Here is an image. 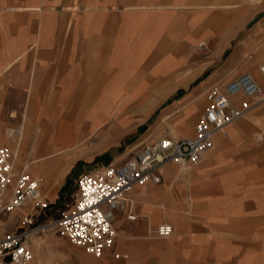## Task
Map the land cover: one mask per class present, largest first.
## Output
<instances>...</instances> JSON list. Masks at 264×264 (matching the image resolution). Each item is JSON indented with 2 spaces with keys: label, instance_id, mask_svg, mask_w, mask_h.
Instances as JSON below:
<instances>
[{
  "label": "crops",
  "instance_id": "obj_1",
  "mask_svg": "<svg viewBox=\"0 0 264 264\" xmlns=\"http://www.w3.org/2000/svg\"><path fill=\"white\" fill-rule=\"evenodd\" d=\"M230 1L74 0L71 4V0H0V147L14 142L7 130L20 127L23 117L14 123L18 116L12 112L22 105L24 112L20 115L27 116L24 142L39 144L36 149L30 148L29 159L48 152L41 155L44 161L34 166L35 173L30 170V175L41 178L40 198L50 200V210L64 197L68 178L80 160L91 162L103 157L104 167L118 166L143 145L146 141H133L128 132L154 119L169 97L184 93L164 109L166 114L157 116L156 122L167 125L169 134L172 126L177 138L194 136V122L204 108L195 103L201 94L193 100L186 90L205 70L199 74L196 66L183 70V64L189 61L188 48L200 49L208 44L206 40L216 39L220 52L261 13L257 11H262L256 6L247 14L245 8L231 12L225 8ZM217 15L219 23L214 22ZM261 31H255L250 45L261 39ZM211 83L207 80L202 89ZM40 95L50 96L45 108L39 106ZM72 95L79 96L78 118H52L50 137L46 143L40 142L36 112L68 111ZM183 103L186 105L182 107ZM262 107L264 103L244 118ZM7 110L10 121L6 119ZM133 111L141 113L137 123ZM172 117L173 125L169 124ZM251 122L240 119L229 126L227 136L216 134L214 148L190 172L189 168L177 171L174 164L165 167L164 185L171 177L172 182H185L187 195L182 194L180 211L160 202L166 185L163 189L153 184L135 187L131 195L136 201L137 221L145 217L152 227L169 221L170 214L175 213L174 232L169 238L177 233L178 239L193 242L195 248L197 234L193 236L192 228L199 222L239 224L243 235L238 236L236 246L228 244L224 253L236 264H264V151L255 147L253 137L248 135L246 127H257ZM105 126L109 128L103 130ZM91 137L96 139L92 146L74 153L78 140ZM254 137L258 142V135ZM125 139L130 142L125 151L118 149ZM23 214L20 210L15 216L24 220ZM126 220L125 214L116 218L121 238L153 237L152 231L150 236L129 234ZM134 249L130 246L132 253Z\"/></svg>",
  "mask_w": 264,
  "mask_h": 264
},
{
  "label": "rangeland",
  "instance_id": "obj_2",
  "mask_svg": "<svg viewBox=\"0 0 264 264\" xmlns=\"http://www.w3.org/2000/svg\"><path fill=\"white\" fill-rule=\"evenodd\" d=\"M74 0H71V4H73ZM233 1V0H231ZM230 1V2H231ZM217 7V6H216ZM261 13L253 17V19H250V21L247 23L245 29L241 32L240 36L237 38H233L234 40L231 41V43L227 47H223L222 50L219 52L217 47V41L216 39H212L211 41L206 40L208 43L207 45L200 47V49H193L194 47L188 48V60L185 64H183V70L187 67L196 66L198 74L205 70V73L202 77L198 78L196 82L192 84V87L190 89H187L186 93H191L193 96V100L197 99V97L201 94H204V92L208 91L213 85L216 84H226L230 80L236 78L237 76L252 71L256 74L257 77H260V72L257 71L260 64L264 62V54L261 55L260 51L261 48L264 47V0L261 5H259ZM215 10L219 8H214ZM253 7H246L245 10L247 11L246 14L252 10ZM238 10V8L231 10L235 11ZM257 11V12H259ZM263 14V15H262ZM232 17V16H230ZM72 23V21H71ZM216 26V23L215 25ZM261 29V38H263L262 43L256 48L254 44L247 46V43L249 42L250 38L254 35L255 31ZM258 36V35H257ZM216 38V37H215ZM203 41V40H202ZM260 49V50H259ZM245 55L247 56L245 58ZM247 59V60H246ZM243 60V61H242ZM231 61V62H230ZM235 62V63H234ZM232 63V64H231ZM238 63V64H237ZM256 63V64H255ZM241 65V66H240ZM188 72V71H187ZM231 72V73H230ZM224 74V75H223ZM182 75H185V72L182 73ZM212 80V83L202 89V86L207 82V80ZM208 89V90H207ZM184 93H179L177 95L169 97V99L166 101L165 105L160 109L159 112H156L157 114H154V119L147 121L146 125L142 127H138L137 131L131 132L129 131L130 128H127L128 132V138H132L133 141L139 139L140 141H146L144 144H149L153 142L154 140L164 136L167 134V125H160V122H156L157 116L159 114H166V111H164L165 108L170 106L172 103H175L176 100L181 98ZM50 96L47 95H40L39 98V106H45V104L48 102ZM78 97L72 95L70 96V109L68 111H55V110H44V111H37V119L39 123L40 128V142L46 143L48 140V137H50L51 129H53L50 126V123L52 122V118H60L63 115L65 117H69L70 119H77L79 115V110L77 108L81 107V105L78 103ZM93 97V96H92ZM168 98V96H167ZM203 101L205 102V107L208 106V99L207 95L203 97ZM264 103V102H263ZM185 106L186 104L183 103ZM19 111L16 110V112H12V114L18 116L15 117L16 120H14V123L20 122V120L24 116H21L22 112V105H19V107H16ZM45 108V107H44ZM262 109H258L254 113L250 114L247 118L242 119H250L252 122L255 123L257 127H246L248 130V135L253 137L254 146H259V148H262L261 151H264V111ZM180 109V106L177 108ZM176 109V110H177ZM175 110V112H176ZM203 113L198 116L196 121L194 122L193 128L195 132V127L200 118L203 116ZM262 111V112H261ZM173 112V113H175ZM25 114V113H24ZM134 114V122H139V116L140 112L133 111ZM68 115V116H67ZM175 117H172V119L169 120V124H172L173 119ZM6 119L10 121V112L6 111ZM138 119V120H137ZM141 121V120H140ZM23 123V121H22ZM21 123V125H22ZM20 125V126H21ZM173 125V124H172ZM172 127V126H171ZM19 127H12L7 130V135L9 137H12L14 140L13 143L8 142L1 145V147H9L13 150L12 147L16 145V136H15V130H17ZM27 128V127H26ZM109 126H105L103 130H107ZM133 130H136V125L133 127ZM177 130H179L177 128ZM49 131V132H48ZM229 129H227L228 133ZM154 134L153 138L148 140V137L150 135ZM258 135V142L255 139L254 135ZM195 135V134H194ZM223 136H227L223 135ZM95 140L93 137H91L89 140L88 138L86 141L84 139L78 140V144L76 149L74 150L77 154L80 150L87 148L89 146H92L95 143ZM127 139L123 140L121 144L119 145L118 149H124L127 146L128 143ZM257 142V143H256ZM261 142V143H259ZM25 143V142H24ZM34 144L27 141L25 145L22 148V154L20 156L21 162L20 165L15 166V174L21 173V170L24 171V164L29 159V150L31 147H33ZM141 146V145H140ZM139 146V147H140ZM124 147V148H123ZM138 147V148H139ZM129 152V151H128ZM28 153V154H27ZM73 153V154H74ZM45 154H48L47 151H44L40 153L39 155H35V157L43 156ZM133 154L130 153L128 155V158ZM16 159V156H15ZM64 159V157H63ZM102 158H96L94 161H85L80 160L78 165L76 166L75 172L71 175L68 182V187L66 189V193L64 197L60 199V201L57 202V204L50 210L51 205L44 211H40L39 209H35L36 203H30L28 205V208L23 209L22 211L25 212L27 210V214H23L24 220L18 218L17 216H13V214H6L0 216V220L2 222H5L6 224H0V237L3 235H6L8 233H11L15 230H22V229H30L32 226L30 225V221L34 223L33 226L37 225H44L50 222L51 220L55 219L59 213L68 210L69 206H72L74 203V195L77 192L76 183L75 180L78 179V177L84 173V172H94L96 170H99L100 168H103L106 164L103 162ZM186 165V166H185ZM175 169L179 171L183 166L186 168H189V172L194 166V164L184 163V164H174ZM21 168V169H18ZM31 171L28 170L27 173H30ZM173 177H171L170 180L167 181L166 185V191L164 194V197H162V201L167 204L168 208H173V210L180 211V205L181 204V198L182 194H184V197L187 195L184 191V183L183 181H174ZM75 183V184H74ZM164 182L160 185H156V187H159L163 189ZM188 193V192H187ZM165 200H164V199ZM43 200H46V202H50L48 198H43ZM170 205V206H169ZM173 205V206H172ZM33 206V207H32ZM179 207V208H178ZM137 209L139 210V206H137ZM188 212V208L186 209ZM42 214H40V213ZM140 212V210H139ZM175 214V213H174ZM173 214V215H174ZM173 215L170 214L172 218H170L169 221H161L155 226L149 227L147 220L145 217L140 218L139 221H128L126 220L125 226H128L130 228L129 234L131 235H151L150 231H152V236L148 239H133V240H125L121 238L118 234V238L115 242V245L113 248L106 251L105 255L102 258H96L92 255L87 254L84 250L72 245L67 239L62 238L59 236V234L55 230H47L46 232H42L40 234H37L35 238L38 239L40 246H33L31 244V247L33 249L34 253V260L31 264H236V261H231L229 259V255L225 254V249H228L227 245L231 244L236 246V243L239 241V235H243V232L240 231L239 224L236 223H225V224H212L208 222L204 223H198L197 228L194 226L193 236L195 237L197 234V247L192 246L193 242L185 241L183 239H178L179 236L176 233V237L174 238H166L161 239L156 237L155 230L156 228L163 223H172ZM124 216L123 213L118 214V218H122ZM25 220H28L25 222ZM141 224L146 225V227H141ZM31 226V227H30ZM190 227L189 223L187 225ZM144 228V229H143ZM138 230H141L140 232ZM191 230L188 229V232ZM143 231V232H142ZM159 242H165V244L160 245ZM157 243V244H152ZM134 245L135 249L132 253L130 251V246Z\"/></svg>",
  "mask_w": 264,
  "mask_h": 264
},
{
  "label": "built area",
  "instance_id": "obj_3",
  "mask_svg": "<svg viewBox=\"0 0 264 264\" xmlns=\"http://www.w3.org/2000/svg\"><path fill=\"white\" fill-rule=\"evenodd\" d=\"M259 72L263 79L245 72L226 84L213 85L193 137L175 138L167 133L141 145L121 165L80 175L71 210L59 213L47 224L33 226L30 221L32 228L0 237V264H30L34 258L30 237L49 229L87 254L102 258L118 238V214H125L132 222L138 220L136 201L131 195L136 186L162 184L165 167L170 164L199 163L214 148L216 134L226 135L231 124L264 102V62ZM41 185V180L27 172L15 174V153L9 147H0V216L31 202L36 203L35 209H47L49 203L40 198ZM173 231L172 224L163 223L155 235L166 239Z\"/></svg>",
  "mask_w": 264,
  "mask_h": 264
},
{
  "label": "bare ground",
  "instance_id": "obj_4",
  "mask_svg": "<svg viewBox=\"0 0 264 264\" xmlns=\"http://www.w3.org/2000/svg\"><path fill=\"white\" fill-rule=\"evenodd\" d=\"M262 2H263V0H233V1H231L229 4H227V6L225 7V8H229L230 10H232V9H236V8H241V9H243V8H246V7H256V6H259V5H261L262 4ZM110 9V8H109ZM247 12V11H246ZM260 12V11H259ZM214 22H216V23H219L220 22V17L217 15V16H215V19H214ZM257 37V36H256ZM258 37H259V34H258ZM262 41H263V38H261V39H257V42H256V45H255V47L257 48L261 43H262ZM254 43V42H253ZM263 44V43H262ZM247 46L249 47V43H247ZM254 46V45H253ZM260 47V46H259ZM260 50V49H259ZM260 53L261 54H264V47L263 48H261V51H260ZM247 56L245 55V58H246ZM247 60V59H246ZM243 61V60H242ZM231 62V61H230ZM235 63V62H234ZM232 64V63H231ZM238 64V63H237ZM241 66V65H240ZM257 71H259V68H258V70ZM231 73V72H230ZM249 73L250 74H252L253 76H255V77H257L256 76V74L254 73V72H252V71H249ZM224 75V74H223ZM259 80H261V79H259ZM208 92H209V90L208 91H206V92H204V94H202L201 96H199L198 97V101H196L195 103L196 104H198V106L202 109V108H204L205 107V102L203 101V97L204 96H206L207 94H208ZM123 96V95H122ZM121 96V97H122ZM120 97V98H121ZM127 97V96H126ZM129 97V96H128ZM115 99V98H114ZM117 100V99H116ZM121 101V100H120ZM123 102V101H122ZM116 103V102H115ZM119 104H120V102H119ZM262 104V103H261ZM122 105V104H121ZM115 106V105H114ZM113 107V106H112ZM121 107V106H120ZM116 108V107H115ZM114 108V109H115ZM122 109V108H121ZM120 109V110H121ZM113 110V109H112ZM108 112V111H107ZM35 114V113H34ZM110 114V113H109ZM115 114V113H114ZM100 115H101V113H100ZM115 116V115H114ZM25 118H27V116H24V119ZM98 120V119H97ZM95 123V122H94ZM104 123V122H103ZM97 124V123H96ZM58 128V127H57ZM168 131L171 133V134H173V135H171V136H175V138H177L176 137V131L174 130V128L173 127H170L169 129H168ZM15 140H16V145L14 146V147H12L13 148V152L15 153V156H16V159H15V166H16V162H17V166H19L20 165V162H21V158H20V156H21V154H22V148H23V146L25 145V143H24V141L27 139V128H26V126H25V123H24V120H23V123H22V125L17 129V130H15ZM59 139V138H58ZM77 142V141H76ZM38 145L39 144H37V143H35L34 144V149H36V148H38ZM61 146V145H60ZM36 147V148H35ZM28 154V153H27ZM62 158V157H61ZM44 161V158L43 157H41V156H39V157H35V155L33 156V158L31 159V160H28L27 162H25V164H24V172H28V170H31V171H33L34 173H35V168H33L34 166H36V165H38V164H40V163H42ZM186 166V165H185ZM185 166H183L182 167V170H185ZM31 173V172H30ZM47 177V176H46ZM189 178V177H188ZM41 178H39V180H40ZM186 180V179H185ZM189 181V180H188ZM190 182V181H189ZM148 185V184H147ZM147 185H143V186H136V187H142V188H144V187H146ZM44 187V186H43ZM189 190V189H188ZM139 192H140V190H139ZM40 195H41V193H40ZM28 205V204H27ZM26 205V206H27ZM33 207V206H32ZM144 208V207H143ZM24 208H22V209H20V210H23ZM154 209V208H153ZM20 210H18V211H20ZM144 210V209H143ZM152 210V209H151ZM148 212H149V210H147ZM148 212H147V214H148ZM156 212V211H155ZM14 213H17V211L16 212H14ZM25 213L27 214V210H25ZM143 213H144V211H143ZM145 213H146V211H145ZM20 214V213H19ZM16 214H13L12 215V217L13 216H15ZM154 217V216H153ZM160 218V217H159ZM152 220V219H151ZM160 220V219H159ZM153 221V220H152ZM0 224H6L5 222H2V220H0ZM154 224V223H153ZM174 232V231H173ZM173 234V233H172ZM35 236L36 235H33V236H31L30 237V241H31V244L35 247V246H40V243H39V241H38V239L37 238H35ZM172 236V235H171ZM1 237H3V235L1 236ZM33 260H34V258H33ZM32 263V262H31ZM30 263V264H31Z\"/></svg>",
  "mask_w": 264,
  "mask_h": 264
},
{
  "label": "snow or ice",
  "instance_id": "obj_5",
  "mask_svg": "<svg viewBox=\"0 0 264 264\" xmlns=\"http://www.w3.org/2000/svg\"><path fill=\"white\" fill-rule=\"evenodd\" d=\"M21 251H23V250H21Z\"/></svg>",
  "mask_w": 264,
  "mask_h": 264
}]
</instances>
